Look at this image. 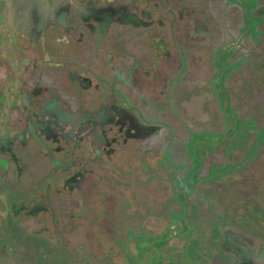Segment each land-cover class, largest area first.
<instances>
[{"label": "flooded vegetation", "instance_id": "flooded-vegetation-1", "mask_svg": "<svg viewBox=\"0 0 264 264\" xmlns=\"http://www.w3.org/2000/svg\"><path fill=\"white\" fill-rule=\"evenodd\" d=\"M263 162L264 0H0L1 235L40 226L65 264H264L228 200L261 203Z\"/></svg>", "mask_w": 264, "mask_h": 264}, {"label": "rangeland", "instance_id": "rangeland-1", "mask_svg": "<svg viewBox=\"0 0 264 264\" xmlns=\"http://www.w3.org/2000/svg\"><path fill=\"white\" fill-rule=\"evenodd\" d=\"M263 170L264 168H262L261 173H263ZM261 173L259 166L256 174L260 175ZM234 190L235 191L231 193L232 195L228 197V200L230 201V204L232 206L231 208H233V216L230 217L238 218L239 213L245 214L247 212L249 213L247 217H258V225L261 226L264 230V192H258L259 194L256 192L253 194L256 196L262 195L261 197H259L262 201L258 205L251 200V192L248 189L246 191V194L243 195L238 189L235 188ZM255 198L256 197H254V199ZM213 204L214 203H212V205ZM225 212V209H220L219 214L221 216H225L226 218ZM171 224L175 225L176 223L172 221ZM228 225L229 227H235L234 229L240 228L235 226L233 222H229ZM35 227L37 228L36 225H29L26 223L23 225L20 234L18 233V235L16 233L12 234L11 228L7 227L6 232L9 233V235H6V237L5 234L1 235L0 232V237L3 238V241L4 239H6L5 244L7 243L8 247L11 248V251H8L7 254L0 255V264H31L30 261L32 260V263L34 264H65V249L67 247L69 248V245L67 243L69 241L60 239V237H58V235L56 234L55 236L49 235L48 233H46V231L42 230L40 226H38L37 229ZM242 227L245 226H241V229ZM251 231L253 233H256L255 230L251 229ZM79 239L80 236L78 235L74 240L79 241Z\"/></svg>", "mask_w": 264, "mask_h": 264}, {"label": "water", "instance_id": "water-1", "mask_svg": "<svg viewBox=\"0 0 264 264\" xmlns=\"http://www.w3.org/2000/svg\"><path fill=\"white\" fill-rule=\"evenodd\" d=\"M199 223H200V222H199ZM241 230H242L243 232H244V231H245V232H251V227H250V226H249V227H248V226H245V227H242ZM258 238L261 239V237H259V236H258ZM213 243H215V242H214V241H208V247L210 246V244L213 245ZM209 249H214V248H212V247L210 246ZM220 254H221V253L215 251V252L213 253V257L220 256ZM214 259H215V261H220V260H219L220 258H219V259L214 258ZM220 262L222 263V261H220Z\"/></svg>", "mask_w": 264, "mask_h": 264}]
</instances>
